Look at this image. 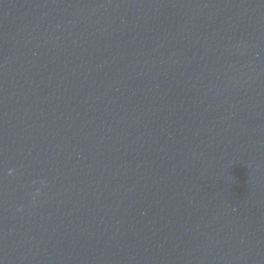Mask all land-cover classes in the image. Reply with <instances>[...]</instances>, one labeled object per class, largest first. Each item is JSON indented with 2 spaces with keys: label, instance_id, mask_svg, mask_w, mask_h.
<instances>
[{
  "label": "water",
  "instance_id": "water-1",
  "mask_svg": "<svg viewBox=\"0 0 264 264\" xmlns=\"http://www.w3.org/2000/svg\"><path fill=\"white\" fill-rule=\"evenodd\" d=\"M0 264H264V0H0Z\"/></svg>",
  "mask_w": 264,
  "mask_h": 264
}]
</instances>
